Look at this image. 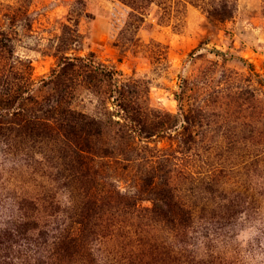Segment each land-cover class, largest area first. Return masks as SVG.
Segmentation results:
<instances>
[{
    "label": "trees",
    "instance_id": "16d2710c",
    "mask_svg": "<svg viewBox=\"0 0 264 264\" xmlns=\"http://www.w3.org/2000/svg\"><path fill=\"white\" fill-rule=\"evenodd\" d=\"M115 1V45L125 50L137 46L153 11L167 23L192 5L221 24L239 7V0ZM31 2L17 0L14 30H0V161L13 164L12 172L31 170L33 181L46 179L52 189L27 193L31 179H19L0 191V264H238L222 253L233 225L242 212H264V79L249 64L247 90L229 83L230 93L213 98L204 96L202 75L181 78L179 112L171 113L152 105L148 80L95 53L81 56L79 20H68L45 51L37 42L57 64L36 80L31 61L12 45L21 24L16 13L33 31ZM72 6L76 13L85 1ZM147 51L167 67L165 46L153 42ZM215 53V67L235 58ZM84 93L94 99L91 111L75 104ZM221 103L254 118L223 137L248 131L251 139L206 140L212 126L232 120L221 115ZM164 140L168 147H159Z\"/></svg>",
    "mask_w": 264,
    "mask_h": 264
},
{
    "label": "rangeland",
    "instance_id": "374dc122",
    "mask_svg": "<svg viewBox=\"0 0 264 264\" xmlns=\"http://www.w3.org/2000/svg\"><path fill=\"white\" fill-rule=\"evenodd\" d=\"M74 1L32 0L29 12L34 21L32 32L23 25L24 23L22 24L24 15L21 12L16 13L21 24L17 25L19 35L12 45L16 55L31 61L36 80L48 77L51 69L57 64L53 56L37 51V42L41 41V50L45 51L49 40L62 33V25L68 20H79L78 30L83 35V44L79 52L81 56L95 53L98 61L108 66H115L125 75L148 80L152 105L171 113L179 112L175 95L181 91L179 88L181 78L194 79L202 75L200 86H203L204 96L213 98L218 95L226 96L230 93V89L234 91L244 87L243 89L247 90L249 83L245 79L249 73V64L264 79V0H239L235 18L221 24L211 22L207 14L192 5L180 7L181 13L175 12L172 20L167 23L159 22L153 11L149 17L152 25L142 27L137 37L139 38L137 46L126 50L115 45L119 30L118 26L115 28L113 20L117 7L115 0H83L85 7L80 10L79 6H76V13L72 9ZM16 7H18L17 0H0L1 31L14 30L9 17L13 16ZM153 42L166 47L167 67H158L153 62L150 52L147 51ZM215 50L235 58L230 60L225 68L221 67V63L220 66L215 67L212 65V61L218 60ZM229 83H232L230 89L226 87L230 85ZM226 100L229 99L222 101ZM75 104L80 109L91 111L94 108V99L84 93ZM229 110H231L230 106L224 104L221 115L226 116L227 113L224 112H228L230 116L232 115V120L230 117L228 121L221 118L217 126H212L217 130L206 137L207 141L218 140L226 143L230 140L251 139L248 131L239 137H223V133L229 128L254 122L249 109L241 114L237 112L235 115ZM261 124L264 127L263 120ZM164 146L168 147V142L165 140L159 143V147ZM12 170L13 164L4 165L0 161L2 193L9 191L10 186L15 187V184L13 186L10 184L13 181L18 186L19 179L33 178L32 171L25 167L18 166L15 172ZM35 179V181L31 179V185L26 187V192L35 194L48 192L51 188L48 186V181L37 177ZM16 189L20 193L23 191L20 187ZM234 240L235 237L225 246V251L222 253L229 263L237 260V263L241 264L243 253Z\"/></svg>",
    "mask_w": 264,
    "mask_h": 264
},
{
    "label": "clouds",
    "instance_id": "9594fccd",
    "mask_svg": "<svg viewBox=\"0 0 264 264\" xmlns=\"http://www.w3.org/2000/svg\"><path fill=\"white\" fill-rule=\"evenodd\" d=\"M234 243L243 253L241 264H264V212L249 217L242 212L233 225Z\"/></svg>",
    "mask_w": 264,
    "mask_h": 264
}]
</instances>
